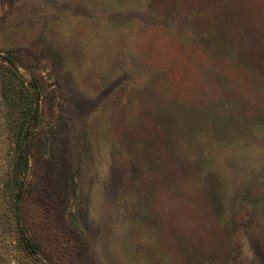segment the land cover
I'll list each match as a JSON object with an SVG mask.
<instances>
[{
  "label": "rangeland",
  "instance_id": "1",
  "mask_svg": "<svg viewBox=\"0 0 264 264\" xmlns=\"http://www.w3.org/2000/svg\"><path fill=\"white\" fill-rule=\"evenodd\" d=\"M0 264H264V0H0Z\"/></svg>",
  "mask_w": 264,
  "mask_h": 264
},
{
  "label": "trees",
  "instance_id": "2",
  "mask_svg": "<svg viewBox=\"0 0 264 264\" xmlns=\"http://www.w3.org/2000/svg\"><path fill=\"white\" fill-rule=\"evenodd\" d=\"M22 156V153H21V155H20V157ZM22 159V158H21Z\"/></svg>",
  "mask_w": 264,
  "mask_h": 264
}]
</instances>
